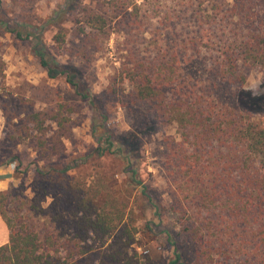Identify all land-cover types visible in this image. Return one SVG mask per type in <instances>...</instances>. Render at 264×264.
<instances>
[{"label": "trees", "instance_id": "obj_1", "mask_svg": "<svg viewBox=\"0 0 264 264\" xmlns=\"http://www.w3.org/2000/svg\"><path fill=\"white\" fill-rule=\"evenodd\" d=\"M77 5L81 34L123 37L111 90L119 94L115 87L127 84L125 97L133 104L177 126L179 139L163 138L160 162L171 203L164 206L141 178L131 150L109 131L107 112L77 71L56 59L36 29L0 22L15 38L31 41L50 79L65 78L91 102L103 117L93 129L94 153L120 159L128 175L120 181L104 173L89 187L75 182L35 189L29 202L0 191V216L9 231L0 264H154L134 248L141 228L133 205L141 200L159 222L165 211L177 218V232H165L173 248L167 264H264V126L242 102L251 72L264 71V0H68L47 21L58 31L59 49L69 8ZM18 105L25 111L4 109L7 126L18 137H48L36 140L44 154L62 151L71 135L69 110H29L26 100ZM86 160L39 173L67 177ZM152 225L155 220L146 228Z\"/></svg>", "mask_w": 264, "mask_h": 264}, {"label": "rangeland", "instance_id": "obj_2", "mask_svg": "<svg viewBox=\"0 0 264 264\" xmlns=\"http://www.w3.org/2000/svg\"><path fill=\"white\" fill-rule=\"evenodd\" d=\"M67 3L68 0H1L0 22L20 23L25 30L36 29V33L42 35L45 43L52 48L56 59L77 71L85 82V88L107 112L109 131L117 142L122 141L129 147L141 178L151 190L156 191L164 206L169 207L171 202L160 162L164 151L163 138L171 135L179 139L177 126L164 124L144 106L133 104L125 97L130 90L127 84L115 87L120 88L119 94L111 90L112 82L122 66L123 37L113 33L109 39H104L88 30L86 35L81 34L79 28L82 23L77 19L82 18L78 5L69 8L73 13L63 23L66 42L59 49L54 39L58 31L47 21L56 11L63 10ZM244 95L246 98L242 102L253 111V120L264 126L263 70L251 72L244 86ZM22 100L28 101L27 106H31L29 110L54 112L61 105L69 110L71 135L63 139L62 151L60 149L55 155L44 154L37 147L36 140H47L48 137H38L36 132L29 137H18L12 127L7 126L4 111L9 108L24 112L25 107L18 105ZM102 121L103 117L91 102L78 95L65 78L48 77L32 52L30 40L15 38L0 23V179L4 181L2 188L5 191L29 202L34 198L35 189L39 193L46 189L55 191L75 182H84L89 187L94 185L97 176L104 173L124 180L128 175L123 172L125 166L120 159L110 155L98 158L94 153L98 143L93 129ZM51 125L54 130L57 129L54 123ZM80 158L87 160L67 177L57 173L43 177L39 173L49 167L62 168L64 164ZM51 201L48 197L43 204L46 206ZM142 205V200L133 205L137 225L141 228L134 245L135 251L154 264H167L173 256V248L165 232H177V218L172 212L165 211L159 222L153 211H145ZM152 220L156 225H152V231H149L146 224Z\"/></svg>", "mask_w": 264, "mask_h": 264}, {"label": "crops", "instance_id": "obj_3", "mask_svg": "<svg viewBox=\"0 0 264 264\" xmlns=\"http://www.w3.org/2000/svg\"><path fill=\"white\" fill-rule=\"evenodd\" d=\"M3 183L4 181L0 179V186H1L0 191H5V189L2 188ZM0 231H1L0 232V246H3L9 242V231L1 217H0Z\"/></svg>", "mask_w": 264, "mask_h": 264}]
</instances>
